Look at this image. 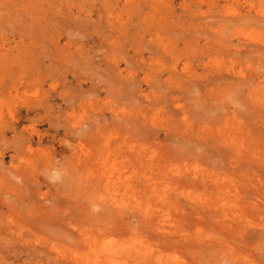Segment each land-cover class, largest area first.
<instances>
[{"label":"rangeland","instance_id":"374dc122","mask_svg":"<svg viewBox=\"0 0 264 264\" xmlns=\"http://www.w3.org/2000/svg\"><path fill=\"white\" fill-rule=\"evenodd\" d=\"M263 16L0 0V264H264Z\"/></svg>","mask_w":264,"mask_h":264},{"label":"bare ground","instance_id":"6f19581e","mask_svg":"<svg viewBox=\"0 0 264 264\" xmlns=\"http://www.w3.org/2000/svg\"><path fill=\"white\" fill-rule=\"evenodd\" d=\"M135 1V0H134ZM258 13L259 14H261V13H263V11L262 10H259L258 11ZM232 15H234V16H239V13L238 12H233V14ZM264 17V16H263ZM258 20V19H257ZM259 21V20H258ZM256 46H259L258 44L256 45ZM260 47V46H259ZM188 67H186V69H187ZM239 74H240V80H244L245 81V78H247V77H244V75H243V71H240L239 72ZM261 94H262V97H261V99H260V102H262L263 100H264V89L262 88L261 89ZM260 105H263L264 106V102L263 103H260ZM257 122H259V120L257 121ZM186 123H188L189 124V128H191L192 127V123L190 122V121H186ZM156 124H158V123H156Z\"/></svg>","mask_w":264,"mask_h":264}]
</instances>
